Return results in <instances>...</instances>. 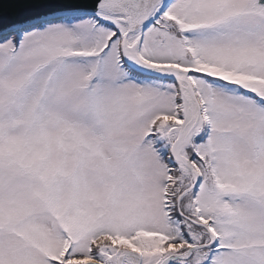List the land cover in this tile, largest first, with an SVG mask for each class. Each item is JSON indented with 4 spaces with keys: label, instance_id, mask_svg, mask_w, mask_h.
Instances as JSON below:
<instances>
[{
    "label": "snow or ice",
    "instance_id": "1",
    "mask_svg": "<svg viewBox=\"0 0 264 264\" xmlns=\"http://www.w3.org/2000/svg\"><path fill=\"white\" fill-rule=\"evenodd\" d=\"M0 264H264V0H0Z\"/></svg>",
    "mask_w": 264,
    "mask_h": 264
}]
</instances>
